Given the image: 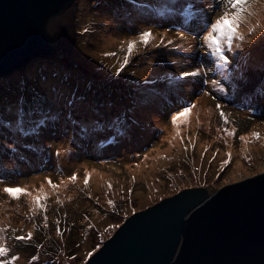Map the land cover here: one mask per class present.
I'll return each mask as SVG.
<instances>
[{"label":"rangeland","instance_id":"374dc122","mask_svg":"<svg viewBox=\"0 0 264 264\" xmlns=\"http://www.w3.org/2000/svg\"><path fill=\"white\" fill-rule=\"evenodd\" d=\"M146 2L158 10L137 8L129 0H75L69 6L74 33L71 51L34 58L0 76V113L6 121H12V130L0 128V139L15 147L33 142L20 131L21 127L24 132L32 128L30 118L25 116L23 125L16 123L21 97L25 111L42 104L59 115L55 132L46 129L34 135L46 141L42 149L38 145L30 148L40 156L24 154L12 161L10 176H0V243L9 247V258L19 257L15 264H86L127 218L163 199L194 187L213 195L225 186L264 173V0H256L252 5L254 15L241 25L243 52L239 53V68L233 73L228 92H218V86L211 83L212 74L205 76L202 71L200 77L185 81L176 94L179 73L194 70L199 64L181 56L188 54L189 43L198 41L179 39L187 34L179 31L181 19H167L172 13L163 9L170 5L162 0ZM206 2L210 9V0ZM175 7L183 8V0ZM223 10L208 11L207 18L214 19ZM129 13L133 19L126 15ZM183 24L187 27L188 21ZM249 28L255 29L252 36L248 35ZM145 30L153 32V42L147 48L137 42L128 66L116 77L128 42L138 41L139 32ZM193 30L199 31V24H193ZM161 38L165 45L168 40L175 46L183 44L185 52L173 51V46L155 47ZM161 72L174 78L166 83L167 88L161 87ZM241 72L243 79L239 78ZM48 80H52V88L45 84ZM187 88L195 92L184 103ZM69 100L73 101L71 105ZM218 102L224 105L227 124L216 109ZM193 103L204 104L178 121L180 133L170 134L177 127L172 125L170 115ZM145 105L149 108L145 117L127 119L130 124L135 121L136 134L114 142L109 125L114 128V120H126ZM92 121L99 122L104 130L91 139L80 136L78 125H91ZM233 131L234 136L228 134ZM253 132L259 133V140L240 141L241 135L251 137ZM119 141L124 144L119 145ZM0 146L2 151L7 150L4 144ZM91 148L107 149L96 156ZM57 150L61 152L59 158L55 156ZM86 173L90 175L87 186ZM72 174L78 176L75 182L68 180ZM48 178L59 187L50 188ZM7 186L23 187L32 196L15 200L3 192ZM41 187L48 197L47 212L40 209L37 217L21 214L20 210L35 208L32 197ZM9 213L18 214L13 219ZM123 216L127 217L124 221ZM28 233L32 234L30 240H14L16 235ZM34 256L38 259L33 260Z\"/></svg>","mask_w":264,"mask_h":264},{"label":"water","instance_id":"95a60500","mask_svg":"<svg viewBox=\"0 0 264 264\" xmlns=\"http://www.w3.org/2000/svg\"><path fill=\"white\" fill-rule=\"evenodd\" d=\"M74 2L0 0V76L55 53L70 29L62 9ZM86 264H264V173L163 199L127 218Z\"/></svg>","mask_w":264,"mask_h":264},{"label":"snow or ice","instance_id":"6c2138e0","mask_svg":"<svg viewBox=\"0 0 264 264\" xmlns=\"http://www.w3.org/2000/svg\"><path fill=\"white\" fill-rule=\"evenodd\" d=\"M130 3L134 4L137 8H147L150 11H157L158 7L156 5L147 3L146 0H129ZM162 2L170 7L163 9L164 11H169L172 15H169L167 19L175 22L177 19H181L180 32L186 33L187 36L181 35L179 39L184 41L187 37H190L192 41H198L197 43H189L188 45V54L182 55L181 59L187 60L189 62L198 60L199 64L191 71H181L176 82V86L184 87V82L188 81L189 78H196L201 76L203 71L205 76L209 73L214 77L211 83L214 86H218V92L226 93L229 88L232 86L233 73L238 71L239 68V53L243 52V42L245 36L241 33L240 28L243 23L250 19L254 13L252 11V5L256 0H210L211 8L206 0H183V8L177 9L175 3H181V0H162ZM221 7H223V12L218 17L211 19L207 18L208 11L216 12ZM188 21V26L184 27L183 21ZM193 24H199V31L193 30ZM168 30L176 31L175 28H170ZM255 32L254 28H249L248 35L252 36ZM154 40V35L151 30L140 31L138 34V41L131 40L127 44V53L123 58L122 65L116 69L115 76L120 77L121 73L128 66L130 57L137 47V42L142 44L147 48ZM165 48L173 46V51L184 53L185 48L183 44L178 46L174 45L173 40H168L167 44H164L163 38H161L160 43L156 44L155 47L159 48L161 46ZM195 49V51H194ZM236 50H239L237 52ZM171 54V53H169ZM106 56H114L115 53H106ZM245 55H248L247 53ZM175 64L176 61H173ZM240 79H243V73L239 75ZM204 83H208V80L205 79ZM204 95H209L208 92H204ZM214 100L218 97L214 96ZM73 103L72 100H69V105ZM18 107L16 109V123L18 125H23L24 117L28 116L33 126L29 132H24L23 128H20V131L24 135H39L42 130L51 129L53 132L59 127V115L54 113L51 108H44L42 104H36L34 107H29L25 111V100L21 97L17 101ZM196 107V104H191L188 106H182L179 110L173 112L170 115V120L172 125L178 126V121L183 120L186 117H190V114L193 112V109ZM223 107L221 103H216V109L220 114L221 119L225 124L228 123V120L223 112ZM34 118V119H32ZM76 124V121H73ZM113 124L116 125L114 128L112 125H109L108 130L112 132L111 139L115 142L117 138H125L127 136L135 135L137 128L134 126L135 121L131 124L126 120H121L117 118L113 121ZM96 125V126H91ZM91 125L89 122H83L78 125L80 136L91 139L95 133L103 131V125H100L97 121H92ZM7 127L9 130H12V121H6L3 117V114L0 113V128ZM229 135L234 136L235 132L228 133ZM240 141L248 143L249 140H259V133L253 132L251 137L248 135H241L239 137ZM11 153H15L17 150L14 145L8 146ZM25 147H31V145H26ZM61 152L57 150L55 156L59 158ZM230 156V154H229ZM147 159V157H145ZM230 162V161H229ZM3 167L2 157H0V168ZM3 178L0 177V180ZM78 179L76 174H72L68 177L70 182H75ZM90 181V175L85 174L84 184L87 186ZM47 183L50 188L53 190L59 187L58 184L53 183L51 178L47 179ZM227 183V181H225ZM111 187V185H109ZM3 192L7 196L19 200L21 196H32V193L23 187H12L7 186L3 188ZM48 199L43 188L41 187L37 194L32 197V204L35 205L34 211L37 209H43L47 212L45 207V201ZM45 221H47V216H45ZM119 227V225H116ZM32 238V234L28 233L27 236L16 235L14 240L17 242H26ZM99 251V248H97ZM89 256L92 255L91 252L88 253ZM10 256V249L6 243H0V264H15L16 260L19 259L18 256ZM33 260L38 259V257H33Z\"/></svg>","mask_w":264,"mask_h":264},{"label":"bare ground","instance_id":"6f19581e","mask_svg":"<svg viewBox=\"0 0 264 264\" xmlns=\"http://www.w3.org/2000/svg\"><path fill=\"white\" fill-rule=\"evenodd\" d=\"M70 10H71V8H70V9H69V8H67V9H62V11H63V13H62V18H63L67 23L70 24V29H69V34H68L67 41H66L65 43H63L62 45H60V46L58 47V49H55V53H53V54L60 53L61 51L63 52V54H65V53H69V52L71 51V47H72V44H73V42H74V33H73V31H72V11H70ZM52 18H59V14H58V13H55L54 15H52L51 17H49V18L46 20V23H47V24H51V22H52ZM177 23H178V22H177ZM110 37H111V36H110ZM110 37H109L108 40H110ZM73 46H74V45H73ZM53 54H52V55H53ZM63 54H62V55H63ZM50 56H51V55H50ZM39 57H40V55H37V56L34 57V58L37 59V58H39ZM34 58H33V60H35ZM50 59H52V60H57L56 58H50ZM28 64H29V62H28ZM51 83H52V80H48L45 84L49 85V88H52L53 86L51 85ZM241 96H244V95H241ZM182 99H183V97H182ZM146 109H149L147 105H145L140 111H136V112L132 113L129 117L126 116V121H127L128 118H130V119H134V120H135V119H140V118H141V115H143V117H145ZM134 126L137 127L136 125H134ZM14 127H15V129L17 130V133H19V132H18V126L14 125ZM173 133H180V127L177 126V127H175L174 129H172V130L170 131V134H173ZM170 134H168V135H170ZM168 135H167L166 137H164V138H167ZM23 136H25V135L23 134ZM29 136L31 137V139H32V141H33L31 144H29V145H31L30 148H33L35 145H38V148H39V149H42V148L44 147V145H45V143H46L45 140L42 141L40 137H38V136L34 137V135H32V134H30ZM26 145H28V144H25V143H22V142H21V144L17 147V150L20 151V152H25V153H26L25 156H31V155H33V154L36 155L37 157L40 156L39 153H37V152H35V151H30V148H29V147H25ZM5 146L8 147L9 144L5 143ZM0 148H3V146H0ZM2 154H3V152H2V150L0 149V157H2V164H3V167L0 168L1 170H3V168H5V162H4V160H3V156H2ZM25 158H27V157H25ZM97 178H99V177H97Z\"/></svg>","mask_w":264,"mask_h":264},{"label":"trees","instance_id":"16d2710c","mask_svg":"<svg viewBox=\"0 0 264 264\" xmlns=\"http://www.w3.org/2000/svg\"><path fill=\"white\" fill-rule=\"evenodd\" d=\"M33 209H34V208L31 207L29 211H24V210H20V211H21V214H23V213H28L30 217H37V215L40 213V209H39V210L37 209V210H35V211H34ZM20 211H19V212H20ZM19 212H18V213H19ZM18 213H16V214H18ZM9 214H11V213H9ZM16 214H14V215H16ZM14 215L11 214L10 216L14 219V218H15V217H13ZM122 218H123V221H124L127 217H126V216H123V217H121V219H122ZM112 235H113V234H112Z\"/></svg>","mask_w":264,"mask_h":264}]
</instances>
